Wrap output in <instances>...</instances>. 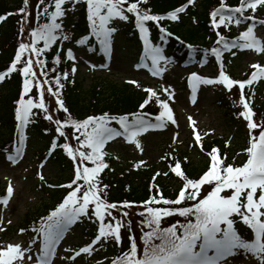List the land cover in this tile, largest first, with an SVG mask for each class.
Listing matches in <instances>:
<instances>
[{"label": "snow or ice", "instance_id": "obj_1", "mask_svg": "<svg viewBox=\"0 0 264 264\" xmlns=\"http://www.w3.org/2000/svg\"><path fill=\"white\" fill-rule=\"evenodd\" d=\"M80 2L81 0H49V3L46 4L45 0H39L38 7L43 5V10L38 12L37 16L47 17L48 22L39 24L30 30V43L20 42L9 67L0 72V81L13 72H19L23 77L22 91L19 99L15 102L18 144H13L12 154H9L7 159L16 163L18 157L23 154L26 141L25 129L32 117L39 115V113L33 112V109H39L45 114L46 120L56 124L55 131L66 141L64 144L58 145L54 139L48 155L50 156L57 147H62L74 163V178L68 185L59 186L67 187L70 190L63 201L47 217L41 218V226L36 230L41 237L40 254L36 264H53L60 241L70 227L82 216H87L89 219L95 217L99 221L98 234L89 245L80 248L71 256L72 261H75L82 253L91 254L94 251L93 246L101 243L102 240L103 242L114 240L119 244L122 239L121 229L124 227H127L131 232V220L123 219L129 217V212L122 209H129L134 202L123 201L118 204L108 202L104 198L106 190L109 188L107 184L101 186L100 180V173L109 168L105 162V157L108 156L105 147L110 141L123 137L142 151L138 137L149 130L164 128L167 121L176 123L169 103L161 100L152 89H145L149 98L144 99L138 107L143 109L149 103V99L155 97L156 103L162 109L155 116V123L146 118L149 114L140 112L130 114L131 119L128 115L117 117L109 116L108 113L99 116L90 115L83 120H75L71 118L70 114L69 118L64 121L54 119L45 102V92L55 98L53 111L62 110L67 113L68 109L61 96V89L64 88L62 80H68L70 74H75L78 69L72 67L71 73L66 71L62 75L57 74L51 79L43 81L38 78L35 69H40V76H48V72L44 70L46 61L39 57L50 50L57 41L69 39L63 29V18L70 10L65 6L71 4L75 7ZM84 2L87 4V20L91 33L106 54L111 51L112 36L117 31L115 27L109 26L110 22L114 19L128 21L130 18L128 14L134 16L135 27L139 30L140 38L144 42L146 57L151 61L150 71L153 76H160L165 70L161 68V62H167L168 58L164 55L163 48L151 44L146 22L153 21L159 24V21L165 18L176 21L179 19L178 14L184 12L188 5L194 3V0H186L185 5L169 11L167 17L152 14L149 9L142 8L141 5L146 4L147 0H131V2L130 0H84ZM28 6L29 0H24V7L18 9V13L22 14L25 22L29 19ZM53 7L54 10H50ZM258 7H264V0H240L239 6L236 7H228L224 0H221L219 7L209 14L211 27L215 30L220 26L228 27L233 22L239 26L243 19H254V17H244V12L248 9L255 12ZM105 9L106 11H104ZM226 12L227 14H225ZM235 14H239V16ZM217 16L219 19H216ZM5 19V15H0V21ZM254 27V24L249 26L237 40L233 41H228L217 31L216 44L222 47H212L210 52L220 63L221 70L218 78H204L196 73L189 77L193 103L196 101V91L200 84H223L228 89H231L235 84L239 85L241 89L240 103L243 105V111H240L239 115L247 122L246 126L250 136L249 147L245 149L247 160L239 167L232 164L225 165L224 159L218 154V148L212 147L207 153L210 163L198 179L188 178L182 172L179 161L170 165L171 172L182 180L178 194L175 199H167L160 194L158 186L151 185L156 195L142 201L144 211L137 213L143 217L140 221L141 230L143 231L145 227L149 229V231L143 232V253L138 255V245L135 238L130 235L129 250L123 253L118 260H114L113 264H231L230 258L240 254L241 250L250 253L259 264H264V124L254 122L255 114L249 104L245 102L243 92L245 85H251L253 81L264 78V66L251 65L255 69L251 73V77L245 81H236L223 70L222 59L225 51L231 52L235 48L264 53V41L255 35ZM159 30L164 33V36L161 37L162 40L165 36L172 35L163 27H160ZM20 35H23V29H21ZM41 41L43 47L38 46ZM86 42L87 37L77 41L81 45ZM67 59L69 61L77 59L71 49L67 51ZM54 63H60L59 53L56 55ZM18 65L22 66L17 67ZM51 71L56 72V69L53 68ZM128 82L137 83L135 81ZM44 85H48V87L45 89ZM34 88L38 91V98L29 95ZM163 91L168 94L170 100L174 98L175 93L170 92L168 88H164ZM188 119L190 124L194 123L191 117ZM112 121L119 125V129L111 126ZM65 127H71L74 133H80L79 136H73L79 145L76 149H73L67 142L68 135L64 131ZM257 128H260L258 136L252 133V130ZM47 131L46 129L45 132L47 133ZM194 136L197 146H200V136L195 132ZM176 139L173 137L174 141ZM201 150L203 149L201 148ZM77 156L79 160H77ZM84 161H90L93 166H85ZM43 167L45 165L41 164V168ZM164 174L167 175V173ZM39 178L41 181L45 180L43 174H39ZM153 180H155V176ZM203 185L210 186L211 190L203 198H200ZM225 190H230L231 194H222ZM6 193L8 197L12 195L11 185L6 189ZM78 193L82 195H78ZM186 201H193V203L183 206ZM0 202L6 205L7 198ZM150 204L165 206L152 207L149 206ZM113 211H119L120 217L113 215ZM173 215L183 217L184 222L177 221L166 228L162 227L163 218ZM237 216L254 234V239L251 241L245 240L238 233L235 227V217ZM108 217L111 219L106 222ZM155 241H159V243ZM26 251H30V248L21 249L20 245H8L6 250H0V264H13V261L18 258L22 260ZM65 251H70V249H65ZM28 259L32 260V256H28Z\"/></svg>", "mask_w": 264, "mask_h": 264}, {"label": "trees", "instance_id": "obj_2", "mask_svg": "<svg viewBox=\"0 0 264 264\" xmlns=\"http://www.w3.org/2000/svg\"><path fill=\"white\" fill-rule=\"evenodd\" d=\"M49 1V0H45ZM131 2V0H130ZM221 0H194V3L186 8L185 12L179 15L178 23H172L166 18L159 21V24L153 21H148L146 23L147 27L151 31L155 29H160L163 27L166 29L168 33L172 35L167 36L168 39V46L167 49L173 54V57L177 60H183L187 57L190 52H193V55L197 57L199 60L204 58L205 56L210 57L209 50L206 49L210 44L213 43V39L215 37V33L212 31L211 27L209 26V13L212 12L214 9H217L220 5ZM224 3L228 7H236L239 6L240 0H224ZM39 0H29L28 6V13L29 19L27 22L23 19L22 14L18 13V9L24 7V0H15V2H7L6 0H0V15L7 16L6 20L0 25V71L3 69H7L14 58L15 51L18 47L20 42L30 43L29 32L31 29L37 27L39 24H43L48 22L47 17L45 16H37L38 12H42L43 5L39 6ZM186 4V0H147L146 4H142V8H147L150 10L152 14L159 15V14H167L169 11L176 9L182 5ZM31 7H33L34 11H30ZM65 7L70 9L66 17L63 18V29L68 34V40H80L83 37H87L88 45L91 44V29L89 28V21L87 20V4L84 0H81L80 3L73 7L71 4H67ZM126 7V5H125ZM53 10V8H50ZM129 15V20L125 22V25L121 23L119 25L118 32L123 33L121 37L123 39V46H121L122 50H126L127 47L125 43L128 41L131 44L137 40V35L135 34L134 30H132V25L135 21V17L131 14ZM157 26L158 28H156ZM21 29H23V35L21 36ZM161 33V32H160ZM157 30H154V35L151 36L154 40H158V36L160 34ZM28 34L27 38L25 36ZM133 41V42H132ZM129 45V44H126ZM190 45L192 48H189ZM39 47H43V42L41 41L38 45ZM96 52V49L93 50ZM59 53L60 55V63L55 64L54 60L56 55ZM27 55V54H26ZM33 59H36L33 57ZM39 59L46 61L45 71L48 72V76H40V69L36 68V72L38 74V78L43 81L44 79H51L53 76L57 74H61L63 72L71 73V66L70 64H66L65 59V51L63 49H59L56 44H54L50 50L46 51L42 54ZM65 62V64H64ZM22 65H18L20 67ZM6 67V68H5ZM55 68L56 72H52L51 70ZM76 74H70L68 80H62L64 83V88L61 89V96L64 100L65 106L68 109V112L65 113L61 111H53L55 108V98L51 97L45 92V102L48 104L49 111L53 115L54 119H60L64 121V119L69 118V114L71 118L75 120H83L87 116H99L103 113H108L111 116L119 117L122 114L128 115L129 113H135L137 111L138 103L143 97L141 92H134L129 85H123L122 83H105V86H98L92 87L87 91L80 90V84L76 80ZM23 86V77L20 75L19 72H13L6 76L4 84L1 86L3 87V93L0 94V124L6 125L11 127L14 122L13 112L15 108V102L18 100L20 96V92L22 91ZM45 89L48 85H44ZM53 87L55 85L53 84ZM5 88V89H4ZM30 96L38 97V91L34 88L33 91L30 93ZM106 96V97H105ZM254 96V101L256 102V113L262 117L264 122V101L257 102L256 94ZM148 110V108H147ZM36 113V112H35ZM39 113V112H38ZM43 113V112H41ZM235 124V130L238 131L243 137L242 129L243 123H238L234 119H229L228 123ZM50 123V126L48 125ZM114 121L111 122V125H114ZM232 125V124H231ZM50 127L53 131L56 129V124L52 121H48L44 119L42 114L35 115L32 117L31 122L28 125V134L30 140L35 142L37 145L42 144V147L46 149L51 145V140L55 139L56 136L51 138L45 130ZM117 126V124H116ZM65 133L68 135L69 140H75L73 136H79L80 133L73 132L71 127L64 128ZM10 133V132H9ZM53 133H56L55 131ZM57 144L62 145L64 144L65 138L57 135ZM83 138V137H81ZM221 138H213L210 140L205 139L203 141V148L205 151H209L212 147H217L219 152L221 153L224 148V144L222 143ZM41 149L42 151L44 149ZM59 149H55L54 154L52 155L50 162L52 168H54L57 172L61 173V180L69 181L72 177V173L70 172L73 170V164L67 161L64 156V150L62 147H58ZM206 163V160H204ZM183 166V172L186 176H195L202 170V166H191L181 163ZM205 165V164H204ZM200 167V168H198ZM153 170L148 171H139L134 172L129 170L126 174L121 169L120 172L117 171L120 177H116L112 174L104 177L101 179L102 185L108 184L112 186L109 187L106 192V200L108 202H116L120 203L123 201L134 202L133 205L135 206L134 212L130 215L129 219L131 220V232H129L127 227L121 229V249L117 252L115 247L108 248L111 251L109 254L108 259L109 261L116 256L118 259L123 255V250L130 248V240L129 236H133L135 241L138 245V253H143L144 242L142 239L143 232L149 231L148 228H143L141 230L140 221L143 217L137 215L139 212H143L144 207L141 203H137L139 201H144L150 195H155V191L152 188H148L149 183V175L152 173ZM114 177V178H113ZM111 179V181H110ZM114 179V180H113ZM112 181L114 183H112ZM158 180L153 181L152 184H157ZM125 186H128V189L125 190ZM162 195L164 198H170V194L168 191L161 188ZM112 188V189H111ZM62 191H54L51 192L50 197L51 201L44 207L38 209L34 214H27L25 218L19 223L18 227H21L24 232L27 231L31 223L33 225H37V221L43 216L46 209L51 207V205L60 197L63 193ZM132 205V206H133ZM141 206V207H140ZM187 206V205H183ZM133 208V207H130ZM129 208V209H130ZM129 209H122L123 211H128ZM117 217H120V212L115 213ZM45 216V214H44ZM125 220V217L123 218ZM177 221L183 223L184 218L178 215H173L169 217H164L162 220V227H168L171 224L176 223ZM90 223L87 222L85 226V232L92 234L91 230H86L90 228ZM241 231L242 228H241ZM242 238L245 237V233L241 232ZM159 243V241H155ZM109 243L108 245H110ZM107 245V246H108ZM105 247V245H103ZM101 249V245L99 247ZM99 252H96L95 256H98ZM240 255H245L244 252L241 250ZM117 259V260H118Z\"/></svg>", "mask_w": 264, "mask_h": 264}, {"label": "rangeland", "instance_id": "obj_3", "mask_svg": "<svg viewBox=\"0 0 264 264\" xmlns=\"http://www.w3.org/2000/svg\"><path fill=\"white\" fill-rule=\"evenodd\" d=\"M6 1L10 3L15 2V0ZM31 9H33V7H31ZM230 26L235 27V29L239 28L234 22L231 23ZM257 28L258 26L254 27L255 35L264 41V35H261ZM27 36L28 34L25 36V39ZM121 41H123V39L120 36H117V44H122ZM65 45V43L62 44V46ZM118 46L116 45V50L114 49L115 51L112 53L111 63L105 64L103 68L88 67L86 65V61H88V59H83L85 56L82 55L80 57L75 55V51H77V49H71L77 58L74 63L75 67L78 69L77 81L80 84V90L84 92L92 87L96 88L98 86H105L102 82H105L106 84L114 82L122 83L123 81H135L137 82L136 84L141 83V89L145 90L146 87H149L147 89L154 90L159 95V98L164 99L169 103V106L175 107L176 117L174 120L176 123L173 124L171 122V124H168L164 128L160 129L159 131L162 132L161 134H157L156 130L148 132L145 138L139 140L142 151L135 146L133 148L126 147L124 146L126 142H121L123 145L120 143L110 145L107 152L110 155H113L117 161H120L122 157L125 159H140L139 165L155 167V170H158L159 160L163 154L164 157L169 156L170 159L168 160L176 161L174 155H176L178 151H182V153L186 155L185 159L189 160V164L191 166L196 167L202 165V157L198 154L195 155L191 151V146L189 145L187 138L189 136V131H199L201 134L215 132V134L228 135L233 134L235 129L232 125L224 126V122H226V120H224V116H226L227 113L225 114L223 107H218L216 104L214 105L212 103L215 100V91L208 89L207 92L201 93L197 90V101L194 105H192L188 102L187 94L178 90L176 87L177 82H180L184 77V72L179 69L176 64H170V59L168 62H161V68L165 69L161 74V82L159 84H156L155 82H149V84H146L145 81H148L151 78L157 80L158 78L153 76L151 77L149 71L138 72L136 64L135 66L130 67L129 62L131 59L129 57L131 56V53L123 51L122 48H119ZM128 46L127 48H136L135 45L131 43H129ZM66 51H68V48ZM235 60L237 61L236 64H228L227 70L232 71L235 78L238 79L245 76L246 71H248V76L251 77V73L255 71L251 65L262 62L264 60V53H257L253 50L251 54L244 56L240 62H238L237 58ZM190 70V68L187 69V71ZM207 75L208 72L205 73V76ZM257 82H260L261 84H258ZM252 84L257 92V102H261L264 100V78H259L258 80L253 81ZM2 88L3 87H1L0 84V94L3 93V90H1ZM164 88H168L170 92L175 93L173 99L170 100L168 98V94L163 91ZM224 88L230 93L231 97L237 104H234L233 107H239L240 110L243 111V105L240 103L241 92L236 95L233 87L228 89L224 86ZM248 88L249 87L243 91ZM201 94H203L202 97ZM259 96H261L260 99ZM245 102L249 104L255 114L256 102L254 101L252 94L245 96ZM154 110V108H151V111ZM41 114L44 117L45 114ZM189 117H191V120L194 123L190 124L188 119ZM48 125L50 126V123ZM8 131H10L9 126L6 128V125H0V145L2 142L9 141V137L7 136ZM49 131L51 134L53 133V130L50 127ZM173 137H176L177 139L174 141ZM244 137L240 138L239 136L233 134L230 135L229 138L231 143L236 142V145H234V156L237 159H240L243 156L239 148L243 146L242 141L244 140ZM18 138L19 137L16 134V144H18ZM28 139L25 141L24 152L20 157H18L16 163H12L7 159V156L11 154V152L4 153V155L2 154L3 149L0 146V188L4 187L5 184H7V186L11 185L14 192L13 196L8 201V205L3 204V206L0 207V250H6L8 245H20L21 249L30 248V251H26L24 253L22 260L18 258L13 261V264H33L37 261L38 256H33L37 248L31 245L29 238L24 236L20 230H15L13 225L17 227V224L25 217L26 214H34L38 209L44 207L45 203L50 198L48 196L49 190L44 183H40L38 186L35 185L40 180L39 174H43L45 181L52 182L53 186H56V184L61 182L60 174L52 168L51 164L44 163L45 161L43 162L36 154H34L33 147L38 148V146H36L34 142H29ZM187 146L189 147L188 149ZM164 149L165 152H163ZM41 164H44L45 167L41 168ZM86 164H89L88 161H86ZM116 167H120V163ZM37 171L38 174L35 175ZM175 178H177V176L173 174V176L170 175L167 178H164V182L159 181V183L161 186H168L172 184V187L174 188V183H166V179H168V181H175ZM226 191L227 190H225V192ZM225 192L222 194H225ZM130 209L134 211V208ZM79 241H82V238L69 236L66 233L56 249V257L53 264H97L101 261L97 260L92 263H88V257L79 260V257L82 254L76 258L75 261H72L70 259L71 257H68L70 251H65V249L78 245ZM117 246L119 247L118 244ZM28 256H32V260H29ZM230 261L231 264H259L256 259H253L250 262L245 260L238 261V259L236 261L231 259Z\"/></svg>", "mask_w": 264, "mask_h": 264}]
</instances>
